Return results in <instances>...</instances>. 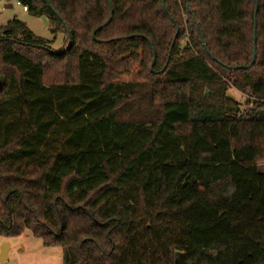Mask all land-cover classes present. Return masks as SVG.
<instances>
[{"label":"trees","instance_id":"trees-1","mask_svg":"<svg viewBox=\"0 0 264 264\" xmlns=\"http://www.w3.org/2000/svg\"><path fill=\"white\" fill-rule=\"evenodd\" d=\"M109 1L18 0L52 40L0 26V235L64 264H264V0Z\"/></svg>","mask_w":264,"mask_h":264},{"label":"rangeland","instance_id":"rangeland-1","mask_svg":"<svg viewBox=\"0 0 264 264\" xmlns=\"http://www.w3.org/2000/svg\"><path fill=\"white\" fill-rule=\"evenodd\" d=\"M15 18L24 22L35 35L49 40L54 38L47 16L31 15L18 0H0V26ZM65 46V34L60 31L55 35L51 47L57 50ZM228 96L240 103L242 111L251 107L247 96L235 89H230ZM258 166L264 171V161H260ZM5 244L9 247L7 258L0 261V264H64L63 249L60 246L45 245L43 239L30 229L15 236L0 235V254Z\"/></svg>","mask_w":264,"mask_h":264},{"label":"water","instance_id":"water-1","mask_svg":"<svg viewBox=\"0 0 264 264\" xmlns=\"http://www.w3.org/2000/svg\"><path fill=\"white\" fill-rule=\"evenodd\" d=\"M107 2H108V4L109 5H111L110 4V1L109 0H107ZM48 3V5H49V7L51 8V9H53L52 8V6H51V4L49 3V2H47ZM257 10H258V4L256 3V12H257ZM111 18H112V15H111ZM111 18L109 19V21L111 20ZM199 28V27H198ZM68 31V30H67ZM255 33H256V31H255ZM95 34V33H94ZM68 35H69V41L71 42V35H70V33L68 32ZM201 40H202V43H203V45H204V48H205V50H206V52L207 53H209L210 54V51H209V49H208V46H207V43H206V40H205V38H204V36L201 34ZM257 42H256V40H255V42H254V53H253V61H252V64L256 61V58H257V51H256V49H257ZM155 62V59H154V61H153V63ZM251 64V65H252ZM250 65V66H251ZM236 68V67H235ZM1 80H2V78H1V75H0V83H1ZM4 254H5V252H4ZM1 255L0 256V261H2V260H4L5 259V255Z\"/></svg>","mask_w":264,"mask_h":264},{"label":"crops","instance_id":"crops-1","mask_svg":"<svg viewBox=\"0 0 264 264\" xmlns=\"http://www.w3.org/2000/svg\"><path fill=\"white\" fill-rule=\"evenodd\" d=\"M8 250H9V247H8V245L5 244V245L3 246V248H2V252H1L0 256L3 255L4 252H5L4 255H5V259H6V258H7V252H8Z\"/></svg>","mask_w":264,"mask_h":264},{"label":"built area","instance_id":"built-area-1","mask_svg":"<svg viewBox=\"0 0 264 264\" xmlns=\"http://www.w3.org/2000/svg\"><path fill=\"white\" fill-rule=\"evenodd\" d=\"M19 3V2H18ZM23 9L27 11V7L23 6Z\"/></svg>","mask_w":264,"mask_h":264}]
</instances>
